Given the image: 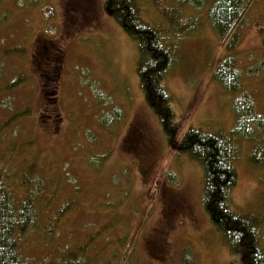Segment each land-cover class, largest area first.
Listing matches in <instances>:
<instances>
[{"label":"rangeland","instance_id":"1","mask_svg":"<svg viewBox=\"0 0 264 264\" xmlns=\"http://www.w3.org/2000/svg\"><path fill=\"white\" fill-rule=\"evenodd\" d=\"M134 2L172 54L162 83L178 139L189 128L231 136L235 95L212 77L227 56L264 122V0H250L231 51L210 0ZM138 64L137 41L103 0H0V163L9 181L29 165L37 180L20 189L35 206L18 236L27 264L70 251L91 264H243L203 209L202 166L167 142L146 104ZM230 143V208L258 220L264 249V126Z\"/></svg>","mask_w":264,"mask_h":264},{"label":"trees","instance_id":"2","mask_svg":"<svg viewBox=\"0 0 264 264\" xmlns=\"http://www.w3.org/2000/svg\"><path fill=\"white\" fill-rule=\"evenodd\" d=\"M160 5V0H153ZM181 6L200 7L202 0H174ZM250 0H210L207 18L226 51L236 48L240 41V27ZM103 8L123 30L138 43L139 64L137 74L144 100L156 116L167 142L178 152L198 161L203 169V209L214 227L221 232L228 249L239 254L243 264H264V249L260 246L261 236L258 220L236 213L230 208V194L237 183L233 165L231 136L251 137L255 129H263L264 122L254 103L243 89L241 75L232 56L222 58L213 66L212 77L225 90L235 95L232 112L234 128L229 138L198 129H187L177 138L179 125L173 122L170 108L171 94L163 85L172 54L162 43L154 27L143 22L137 13L134 0H103ZM164 14H171L167 8ZM45 12H48L44 10ZM46 14V13H45ZM176 15L172 13V15ZM229 55V54H228ZM15 82L10 83L13 86ZM256 161L255 156L252 157ZM33 165L12 180L0 163V264H27L18 252V236L25 233L35 222V206L31 194L23 196L20 189L37 183L31 177ZM9 178V179H8ZM20 199V200H19ZM68 203L58 208L63 213ZM183 257L184 253H183ZM31 264H91L70 251L57 261H42Z\"/></svg>","mask_w":264,"mask_h":264}]
</instances>
